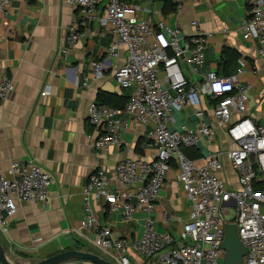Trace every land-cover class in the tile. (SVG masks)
Returning <instances> with one entry per match:
<instances>
[{
	"label": "built area",
	"instance_id": "built-area-1",
	"mask_svg": "<svg viewBox=\"0 0 264 264\" xmlns=\"http://www.w3.org/2000/svg\"><path fill=\"white\" fill-rule=\"evenodd\" d=\"M65 1L78 12L68 27L69 47L85 38L87 26L95 21L104 22L115 36L104 61L89 62L94 79L103 77L110 57H117L120 48L125 51L124 63L115 67L113 78L129 91L126 104L119 109L92 103L87 109L88 120L97 131L93 151L99 155L121 146V132L128 126L121 116H126L134 126H148L146 146L155 152L150 161L127 159L115 165L114 176L123 188L113 187L105 168L87 178L81 190L83 217L77 232L91 231L95 248L105 255L114 254L115 264H135L131 249L144 258L143 264H225L221 245L224 225L230 223L236 225L247 249L243 264H264V127L247 115L250 86L240 79L246 68L237 67L228 75L202 73L208 35L199 30V22L191 21L196 32L185 37L164 20L139 18L140 4L151 0ZM247 1L249 17L240 30L245 38L259 40L258 52L264 56V0ZM10 2L0 0V16ZM172 2L174 13H179L183 0ZM189 68L202 76L200 81L186 75ZM82 86L87 87V82ZM13 89V81L2 77L0 102ZM48 94L47 88L40 93ZM187 109L188 122L176 126L175 115ZM212 122L222 128L227 141L203 155L199 145L215 142ZM182 149L199 154L188 157ZM173 170L189 205L185 216L174 217L175 235L156 231L154 219L155 202ZM51 183L49 173L34 160L11 162L5 174H0V231L19 203L45 204ZM96 199L104 200L109 214L118 213L128 223L137 212H144L147 217L140 238L131 243L114 238L110 228L99 222L92 206ZM231 211L234 215L228 220Z\"/></svg>",
	"mask_w": 264,
	"mask_h": 264
},
{
	"label": "crops",
	"instance_id": "crops-1",
	"mask_svg": "<svg viewBox=\"0 0 264 264\" xmlns=\"http://www.w3.org/2000/svg\"><path fill=\"white\" fill-rule=\"evenodd\" d=\"M140 5L139 18L164 20L185 37L196 32L191 21L199 22V30L208 35L202 73L228 75L237 67L246 68L240 79L250 86L247 115L264 127V56L258 52L259 40L245 38L240 30L249 17L247 0H183L179 13L167 10L166 0ZM98 11L102 18V9ZM77 13L65 0H11L0 16V79L6 76L14 86L9 98L0 102V174L13 161L34 160L52 179L47 202L19 203L0 231V244L13 264H35L69 250L95 253L114 263V254L105 255L95 248L91 231L77 232L83 217L82 187L96 169L105 168L113 187L123 188L114 176L115 165L127 159L150 161L155 156L154 149L146 146L148 126H134L126 116H121L128 121L120 135L121 146L99 155L93 151L97 131L88 120L87 109L92 103H101L102 92L129 95L113 78L115 67L124 63L125 51L120 48L117 57H110L103 77L94 79L89 62L104 61L115 36L104 22L95 21L87 26L85 38L69 47L68 27L77 20ZM223 50H227L226 58H222ZM186 75L195 81L202 78L190 68ZM84 81L87 87L82 86ZM45 88L49 94L41 96ZM203 107L209 121L206 99ZM188 113L189 109L175 115L176 126L188 122ZM214 134L213 144L199 145L203 155L227 141L222 128L214 125ZM190 151L191 157L199 154ZM92 206L100 224L109 227L114 238L129 243L140 238L147 217L144 212H137L128 223L118 213L109 214L102 199L94 200ZM188 211L173 170L155 202L156 231L175 235L174 217ZM129 253L135 264H143L140 254L132 249ZM62 264L92 263L71 260Z\"/></svg>",
	"mask_w": 264,
	"mask_h": 264
},
{
	"label": "water",
	"instance_id": "water-1",
	"mask_svg": "<svg viewBox=\"0 0 264 264\" xmlns=\"http://www.w3.org/2000/svg\"><path fill=\"white\" fill-rule=\"evenodd\" d=\"M252 159V156L250 157ZM221 248L225 250V264H243V257L247 249L242 245L237 234L235 224L226 223L224 225V239ZM71 260H82L92 264H115L104 259L101 255L83 252L78 250H69L43 259L35 264H62ZM0 264H13L6 257L0 244Z\"/></svg>",
	"mask_w": 264,
	"mask_h": 264
},
{
	"label": "trees",
	"instance_id": "trees-1",
	"mask_svg": "<svg viewBox=\"0 0 264 264\" xmlns=\"http://www.w3.org/2000/svg\"><path fill=\"white\" fill-rule=\"evenodd\" d=\"M167 4H168L166 8L167 10H170V11L175 10V4L172 2V0H166V5ZM221 55H222V58H226L227 50H223ZM127 100H128V96L126 97V96L111 94L107 92L106 93L102 92L101 94H99V97H98L99 102L109 104L119 109H122L124 107ZM182 152L188 157L193 156L190 150L182 149Z\"/></svg>",
	"mask_w": 264,
	"mask_h": 264
},
{
	"label": "rangeland",
	"instance_id": "rangeland-1",
	"mask_svg": "<svg viewBox=\"0 0 264 264\" xmlns=\"http://www.w3.org/2000/svg\"><path fill=\"white\" fill-rule=\"evenodd\" d=\"M233 215H234V212H233V211H231V212H230V214L227 216L228 220H230V218H232V217H233Z\"/></svg>",
	"mask_w": 264,
	"mask_h": 264
}]
</instances>
